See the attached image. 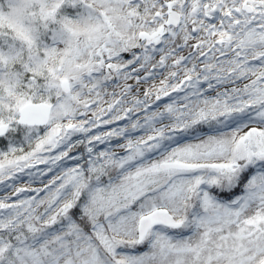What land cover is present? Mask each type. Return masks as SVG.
I'll return each instance as SVG.
<instances>
[{
  "label": "snow or ice",
  "instance_id": "6c2138e0",
  "mask_svg": "<svg viewBox=\"0 0 264 264\" xmlns=\"http://www.w3.org/2000/svg\"><path fill=\"white\" fill-rule=\"evenodd\" d=\"M0 264H264V0H0Z\"/></svg>",
  "mask_w": 264,
  "mask_h": 264
}]
</instances>
